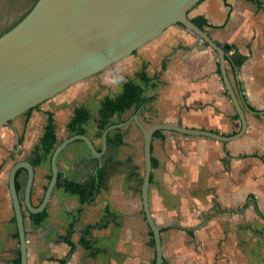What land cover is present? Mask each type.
<instances>
[{
	"label": "crops",
	"instance_id": "obj_1",
	"mask_svg": "<svg viewBox=\"0 0 264 264\" xmlns=\"http://www.w3.org/2000/svg\"><path fill=\"white\" fill-rule=\"evenodd\" d=\"M188 16L203 17L204 30L218 45L228 44L244 56L236 70L226 58V73L247 126L241 137L228 141L166 129L154 134L148 200L160 228L164 264H264V0H202ZM116 64L104 77V98L117 97L132 81L142 87L146 101L112 116V124L121 126L109 131L105 150L94 123L104 98H96L92 86L80 104L73 103L70 93H59L0 129V147L9 151L14 137L22 155L18 161L33 163L41 155L33 151L49 117L60 143L74 135L68 122L83 106L92 116L85 134L103 150L98 158L83 140H76L60 155V171L69 179L84 183L105 167L104 182L85 203L56 186L40 223L24 209L27 264H155V241L142 199L144 135L135 115L147 127L169 123L223 136L241 130L218 53L182 25L169 26ZM3 155L0 151V264H20ZM50 177L51 158L43 157L35 165V206ZM26 180L22 169L23 202ZM70 230L73 250L66 239Z\"/></svg>",
	"mask_w": 264,
	"mask_h": 264
},
{
	"label": "water",
	"instance_id": "obj_2",
	"mask_svg": "<svg viewBox=\"0 0 264 264\" xmlns=\"http://www.w3.org/2000/svg\"><path fill=\"white\" fill-rule=\"evenodd\" d=\"M202 0H0V128L17 116L57 95L108 66L129 56L158 37L173 24H181L201 38L219 55L220 69L227 90L241 118V130L232 136L213 131L190 129L169 123L145 126L135 115L144 135V179L142 199L153 231L156 261L164 264L160 228L150 212L148 191L153 169L151 143L158 130H173L228 141L241 137L246 118L238 96L226 73L227 50L188 16ZM121 124H111L102 133L103 150L108 133ZM83 140L93 155L98 150L87 134H74L57 143L51 154V177L38 206L32 202L35 165L28 160L16 162L9 173L20 242V264H27V237L24 209L43 212L57 186L59 157L74 141ZM26 170L24 202L17 189V175Z\"/></svg>",
	"mask_w": 264,
	"mask_h": 264
},
{
	"label": "trees",
	"instance_id": "obj_3",
	"mask_svg": "<svg viewBox=\"0 0 264 264\" xmlns=\"http://www.w3.org/2000/svg\"><path fill=\"white\" fill-rule=\"evenodd\" d=\"M192 21L202 29H204L205 25L207 24V21L203 17L192 18ZM227 60L236 70L242 64L244 56L237 53V51L232 46H230L227 50ZM145 101L146 98L143 96L142 87L132 81L126 82L121 94L115 98L106 97L101 102L99 118L94 122L98 135L101 136L103 130L112 124L111 118L115 113H123L134 105L143 104ZM91 121L92 116L89 110L83 106H79L75 109L74 115L68 122V128L72 134H85ZM41 144L46 154H52L57 144V136L52 117H49L48 123L45 127V132L41 138ZM42 159L43 156L37 155L33 161V164H39ZM20 172L21 170L18 172L17 179L19 178ZM105 175V167H101L98 169L94 178L84 183H78L73 179H69L67 175L60 171L57 186H62L66 191L78 194L80 196L81 202L85 203L89 199L93 198L102 187ZM16 185L17 189L20 190L21 184L18 180ZM32 217L36 223H40L46 217V210L40 213H34L32 214ZM85 233L86 232L84 231V235ZM66 239L72 244L73 250L75 247V242L72 239L71 230L66 235ZM18 262L20 263V259Z\"/></svg>",
	"mask_w": 264,
	"mask_h": 264
},
{
	"label": "rangeland",
	"instance_id": "obj_4",
	"mask_svg": "<svg viewBox=\"0 0 264 264\" xmlns=\"http://www.w3.org/2000/svg\"><path fill=\"white\" fill-rule=\"evenodd\" d=\"M116 63L108 66L107 68H105L104 70H102L101 72H99L97 74H94V75H92V76H90V77H88V78H86V79H84V80H82L76 84L69 86L68 88H66L65 90L60 92V94L59 93L58 94L62 95L64 93H67V94L70 93V96L73 99V103L74 104H80L81 101L84 100L86 97L85 93L87 92V89L90 88V86H92V87H95V89H96V90H94V91H96V92H94V95L96 96V98L98 97L100 99H103L104 93L106 92V79L104 77H106V73H109V71H111L112 69L113 70L116 69V65H117ZM112 73L115 74V71ZM73 89L74 90L79 89V92L76 93ZM72 90L74 92H72ZM49 99H52V97ZM47 100H45V101H47ZM92 114L95 115V114H97V112L93 111ZM0 129H2V128H0ZM0 133H2V131H0ZM12 139L14 141V146H12V148H11L12 150L10 149L11 151L10 150L8 151V150L0 147L1 148L0 151H2L5 154V155H3L4 156L3 157V163L5 165H7L8 174H9V171H10L12 165L14 164V162L20 160L22 157V155L17 153V149L19 146H17L15 144V138L13 137ZM35 153L41 154L44 157V159H47L48 161H50L51 153L46 154L44 152V150L42 149L41 143H39V145L34 147L33 154L35 155ZM25 155L27 156V154H24V157H25Z\"/></svg>",
	"mask_w": 264,
	"mask_h": 264
}]
</instances>
